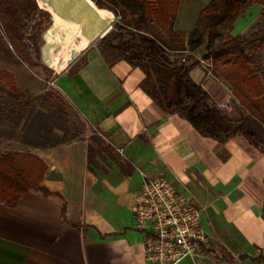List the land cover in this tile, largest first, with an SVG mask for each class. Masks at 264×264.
<instances>
[{"label":"crops","instance_id":"crops-1","mask_svg":"<svg viewBox=\"0 0 264 264\" xmlns=\"http://www.w3.org/2000/svg\"><path fill=\"white\" fill-rule=\"evenodd\" d=\"M210 2L180 0L173 27L193 32ZM263 15L261 4H251L231 34L264 28ZM6 45L0 39V56L14 65L12 71L23 70L25 63ZM205 62L192 78L217 106L239 116L232 90L207 73ZM143 78L125 60L108 65L95 44L53 75L50 82L78 108L90 133L49 147L21 142L31 150L0 147L2 153H32L37 174L46 166L41 184L55 193L31 189L14 207L0 202V264H150L145 232L134 222L145 175L165 177L204 210L209 243L197 264H264V153L240 136L224 145L202 136L151 99L139 85ZM8 141L5 147L12 146Z\"/></svg>","mask_w":264,"mask_h":264},{"label":"trees","instance_id":"trees-1","mask_svg":"<svg viewBox=\"0 0 264 264\" xmlns=\"http://www.w3.org/2000/svg\"><path fill=\"white\" fill-rule=\"evenodd\" d=\"M93 1L117 16L114 31L97 43L108 65L125 60L140 68L144 72L139 84L143 91L168 114L185 118L202 136L221 145L240 136L264 153V28L247 36L231 34L233 23L248 6L257 2L264 7V0H211L190 34L173 27L180 0ZM42 17L47 21L33 40L30 30ZM0 20L21 61L52 75L54 72L40 60L39 47L50 18L37 1L0 0ZM206 35L211 39L209 55L203 60L209 62L207 73L232 90L242 109L239 116H230L217 106L204 85L191 76L202 64L193 52L205 42ZM3 36L0 31V39ZM85 63L83 60L77 66ZM7 76L0 69V80ZM0 91V122L10 119L19 126L24 121L30 134L22 141L30 146H55L90 133L85 117L59 90L47 89L32 97L19 88L0 86ZM30 159L37 158L30 152L0 151V202L14 207L31 189L46 196L55 194L41 184L45 164L37 174ZM65 212L64 205L62 216L66 219Z\"/></svg>","mask_w":264,"mask_h":264},{"label":"built area","instance_id":"built-area-1","mask_svg":"<svg viewBox=\"0 0 264 264\" xmlns=\"http://www.w3.org/2000/svg\"><path fill=\"white\" fill-rule=\"evenodd\" d=\"M143 184L136 197L134 222L137 229L145 232L148 262L185 264L189 259V264H197L196 257L205 253L209 243L202 224L204 210L165 177L145 175Z\"/></svg>","mask_w":264,"mask_h":264},{"label":"water","instance_id":"water-1","mask_svg":"<svg viewBox=\"0 0 264 264\" xmlns=\"http://www.w3.org/2000/svg\"><path fill=\"white\" fill-rule=\"evenodd\" d=\"M49 14L50 24L41 34L40 60L54 74L60 75L94 43L105 36L117 20L115 13L99 7L93 0H36ZM211 39L193 54L204 60L209 54Z\"/></svg>","mask_w":264,"mask_h":264},{"label":"rangeland","instance_id":"rangeland-1","mask_svg":"<svg viewBox=\"0 0 264 264\" xmlns=\"http://www.w3.org/2000/svg\"><path fill=\"white\" fill-rule=\"evenodd\" d=\"M46 21L47 18L44 17L43 20L42 17L39 18L38 21L33 25V27L30 30L31 33L30 36L33 40L40 35L39 27L41 26V24L44 25ZM0 31L2 32V34H4L2 38H4L7 44L6 46L9 48V50L15 52L14 48H12L11 46L10 38L6 33V31L4 30L3 23L1 20H0ZM113 31L114 29L112 27L108 33ZM99 40H97L94 44L97 45ZM216 40L219 41L218 38H216ZM208 64L209 62L206 61L205 66H208ZM11 68H14V65L8 61L7 57L0 56V69L5 70L8 73L7 77H4L2 80H0V86L3 89L19 88L20 90L26 91L30 97L45 92L47 91V89L57 90V91L59 90L55 86H53L50 82L54 74L52 75L45 74L40 67L30 66L29 64L25 63V65L23 66V70H18L15 72L12 71ZM37 85H39V88L37 87ZM0 93L2 92L0 91ZM222 108H225V110H227L226 106H223ZM29 134L30 132L28 131V127L24 124V121L20 123L19 126H16V124H14V122H12L10 119H6L5 121L0 122V147L6 151L7 150L21 151V149L31 150L30 147L22 146L21 144V142L24 143L22 140L26 139L29 136ZM8 140L12 141L11 144L12 146L5 147V144L9 142ZM24 144L28 145L26 143Z\"/></svg>","mask_w":264,"mask_h":264}]
</instances>
